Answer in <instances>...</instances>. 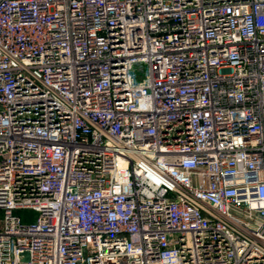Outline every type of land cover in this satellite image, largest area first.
<instances>
[{"label":"built area","instance_id":"obj_1","mask_svg":"<svg viewBox=\"0 0 264 264\" xmlns=\"http://www.w3.org/2000/svg\"><path fill=\"white\" fill-rule=\"evenodd\" d=\"M0 213V264H264V0H0Z\"/></svg>","mask_w":264,"mask_h":264},{"label":"rangeland","instance_id":"obj_2","mask_svg":"<svg viewBox=\"0 0 264 264\" xmlns=\"http://www.w3.org/2000/svg\"><path fill=\"white\" fill-rule=\"evenodd\" d=\"M17 214L23 219H29L35 215V213L31 210H19ZM0 218H1V213H0Z\"/></svg>","mask_w":264,"mask_h":264}]
</instances>
